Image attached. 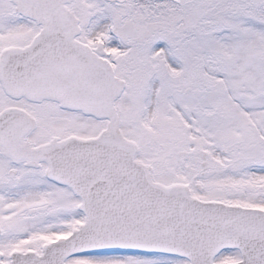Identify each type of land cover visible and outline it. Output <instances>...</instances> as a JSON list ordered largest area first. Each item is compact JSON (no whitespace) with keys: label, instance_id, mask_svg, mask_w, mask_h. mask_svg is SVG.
I'll return each instance as SVG.
<instances>
[{"label":"snow or ice","instance_id":"obj_1","mask_svg":"<svg viewBox=\"0 0 264 264\" xmlns=\"http://www.w3.org/2000/svg\"><path fill=\"white\" fill-rule=\"evenodd\" d=\"M0 264H264V0H0Z\"/></svg>","mask_w":264,"mask_h":264}]
</instances>
